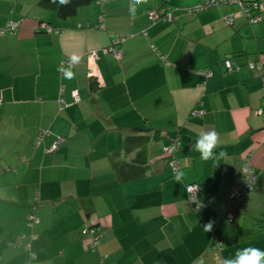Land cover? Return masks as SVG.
<instances>
[{
    "label": "crops",
    "instance_id": "crops-1",
    "mask_svg": "<svg viewBox=\"0 0 264 264\" xmlns=\"http://www.w3.org/2000/svg\"><path fill=\"white\" fill-rule=\"evenodd\" d=\"M41 1L0 0V30L19 24L0 34V264H220L264 250V191L247 194L232 222L220 217L247 155L264 173V9L257 19L242 3L166 0L172 19L153 20L164 0L135 16L134 0H91L60 19ZM113 45L120 59L103 53ZM72 54L81 60L69 80L57 69ZM224 59L238 69L226 73ZM212 130L219 142L205 161L194 145ZM90 225L96 253L80 234Z\"/></svg>",
    "mask_w": 264,
    "mask_h": 264
},
{
    "label": "trees",
    "instance_id": "trees-1",
    "mask_svg": "<svg viewBox=\"0 0 264 264\" xmlns=\"http://www.w3.org/2000/svg\"><path fill=\"white\" fill-rule=\"evenodd\" d=\"M241 1L243 2V5L245 7L246 6V1H248V0H241ZM250 1H256V0H250ZM90 2H91V0H70L69 4L60 5L59 4V0H57V3H55V4H53L51 2V0H42L41 1V3H42L41 5H44L45 7L53 9L56 12V15H57L58 18L66 19V18L75 16L77 10L80 7H84V6L88 5ZM166 5H168V2H166V0H164V6H166ZM168 7L169 6L164 7L163 12L171 13V12H169V10H167ZM246 7L248 8V6H246ZM261 10L262 9H255L254 10V9L250 8L249 9L250 16H251V14H254V12H256L257 15H258L257 19H260ZM42 23L50 29V32L53 31L52 28L49 27L46 23H44V22H42ZM38 30L41 31V32L50 33V32L47 31V28H42L41 27V22H40V26H39ZM226 60H229L231 62V67H232V71L231 72H235L238 69V67L236 68L233 65V62L230 59H224V61H226ZM224 61L222 62L223 63V68H224L225 72L228 73V71L225 69ZM61 64H63V62ZM250 65H254V64L253 63L248 64L249 68H250ZM260 65L261 66L259 67V69L262 72V76L264 77V73H263L264 72V64L260 63ZM254 68H255V66H254ZM254 68L251 69V70H254ZM169 138L171 140L175 141V136L171 135ZM177 168H178V166H177ZM241 169L243 170L242 172L244 173L243 187H242L241 190H238V191H235V192H241V191L244 190L246 193L244 195H241L239 200L236 201L235 197H231V195L234 193V192H232L229 195V200H228L229 201V209H228V211H226L225 214L220 215V217H224L226 219V221L229 222V223L233 221L234 214L236 213L237 208L242 204V202H243L245 196H247V194H249L250 192H254V191H256V192H263L264 191V173H257V171L255 169H253L249 165V163H248V155L243 159L242 164H241ZM249 187L251 188V190H247ZM263 195H264V192H263ZM191 203H194V202H191ZM195 208H196V210H199V209H197V207H195ZM231 213L233 215V218L230 220L229 214H231ZM255 225L257 226L258 231L261 230V229H264V226L259 221L256 222ZM83 230H87V231H91L92 230L93 231V235H97V236L99 235L100 236V233H99L98 229L95 227V225H90L89 227L83 228L80 231L81 236L88 239V243H87L88 244V250L91 253H96L97 250H98L99 244H98L97 248H95L94 250L91 247H89L91 238L89 236L82 235V231ZM99 243H100V240H99Z\"/></svg>",
    "mask_w": 264,
    "mask_h": 264
},
{
    "label": "built area",
    "instance_id": "built-area-1",
    "mask_svg": "<svg viewBox=\"0 0 264 264\" xmlns=\"http://www.w3.org/2000/svg\"><path fill=\"white\" fill-rule=\"evenodd\" d=\"M227 2H232V3H242L243 2L241 0H211L209 2H207V4H205L204 7L206 6H211V5H217V4H221V3H227ZM248 6V8L246 7ZM246 6L244 7V9L249 12V9L252 8V9H264V0H256V1H246ZM261 10V11H262ZM151 15V18L153 20H159V19H163V20H171L172 19V16L170 13H165L163 12V10H160V11H152L150 13ZM225 22L227 24H230L232 22V19L230 17H226L225 18ZM18 23L17 22H9L5 28H3L2 30H0V34H5V33H12L14 32L17 28H18ZM42 28H47V31L50 32V29L45 26V25H41ZM123 40V38H120L118 37V42L121 43ZM103 53L104 54H109V55H112L114 58L116 59H120L122 57V52L121 50L119 49L118 46H110L106 49L103 50ZM224 66H225V69L228 71V72H231L232 71V67H231V62L229 60H226L224 61ZM254 68V65H250V69H253ZM264 73V72H263ZM2 101V98H1V94H0V103ZM80 101V98L78 96L77 93H74L73 94V103H78ZM59 104L61 106V108L67 106V103L61 99L59 101ZM264 111V105H262V107H260L258 110H257V114L258 115H261L262 112ZM61 143V140L60 139H57L54 144L51 146L50 148V152H53L54 150L57 149L58 145ZM177 152V143L175 141L172 142V144L165 150V154L166 156L170 157V166L172 167V170L173 172L176 173L177 171V166H178V160L176 158H174V154ZM195 190V192H194ZM199 187L196 185V184H190L186 187V191L187 193L189 192H192L193 195H197L199 193ZM247 190H251V188L249 187ZM246 192L243 190L241 192H234L231 197H235L236 201L239 200V198L241 197V195H244ZM229 218L230 220L233 218V215L232 213L229 214ZM27 221H28V224L33 226V225H36L39 223L38 219L33 215V214H29L27 216ZM82 235H86V236H89L91 238L90 240V244H89V247H91L93 250L95 248H97L98 244H99V240H100V236L98 235H93V231H87V230H83L82 231Z\"/></svg>",
    "mask_w": 264,
    "mask_h": 264
},
{
    "label": "clouds",
    "instance_id": "clouds-1",
    "mask_svg": "<svg viewBox=\"0 0 264 264\" xmlns=\"http://www.w3.org/2000/svg\"><path fill=\"white\" fill-rule=\"evenodd\" d=\"M53 4L57 3V0H51ZM70 0H59L60 5L69 4ZM147 0H134V3L130 6V13L135 16L137 11V6L146 4ZM81 60V57L77 54H72L69 58L68 66L58 67L57 71L62 72L65 79H73L75 76L72 70L75 65H77ZM219 142V134L212 131L202 132L197 138L194 145L195 151L200 153V158L202 160H211L214 158V149L217 147ZM225 153L221 152L219 155L223 156ZM183 173L177 171L175 173L174 179L176 182H181L183 178ZM195 192V190H194ZM189 200L197 204V209L201 207L196 195L192 192L188 193ZM213 221H209L203 226L205 232L211 231L213 227ZM220 264H264V250L258 247H245L243 249H238L233 257L224 258L221 260Z\"/></svg>",
    "mask_w": 264,
    "mask_h": 264
}]
</instances>
